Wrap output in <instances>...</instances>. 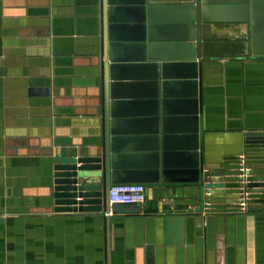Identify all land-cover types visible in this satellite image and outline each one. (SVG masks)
Listing matches in <instances>:
<instances>
[{"label": "crops", "instance_id": "crops-1", "mask_svg": "<svg viewBox=\"0 0 264 264\" xmlns=\"http://www.w3.org/2000/svg\"><path fill=\"white\" fill-rule=\"evenodd\" d=\"M99 12V0H0V264H264V188L239 212L236 169L243 154L264 178V143L246 140L264 132V45L247 51L233 24L214 23L197 42L216 211L187 212L200 184H160L142 205H116L112 220L55 213L54 158L101 142ZM136 126L120 127L124 142ZM173 213L184 223L168 222Z\"/></svg>", "mask_w": 264, "mask_h": 264}, {"label": "water", "instance_id": "water-1", "mask_svg": "<svg viewBox=\"0 0 264 264\" xmlns=\"http://www.w3.org/2000/svg\"><path fill=\"white\" fill-rule=\"evenodd\" d=\"M99 4L101 142L81 154L70 150L54 158L55 213H106L112 220L113 185H146L148 197L153 185L200 184V205L187 212L207 218L216 209L210 186L213 168L201 155L204 62L197 53L198 35L214 23L233 24L243 33L247 51L252 48L256 54L264 45V0H99ZM137 123L142 129L124 142L129 140L119 135L120 127L135 132ZM246 140L264 143V132H249ZM236 169L241 199L239 165ZM248 187L264 188V178L251 173ZM173 208L174 203L172 212L183 211ZM175 213L166 220L184 223L186 217Z\"/></svg>", "mask_w": 264, "mask_h": 264}, {"label": "built area", "instance_id": "built-area-1", "mask_svg": "<svg viewBox=\"0 0 264 264\" xmlns=\"http://www.w3.org/2000/svg\"><path fill=\"white\" fill-rule=\"evenodd\" d=\"M240 178V211L247 212L251 198V191L248 187L252 169L248 165L245 155L240 156L239 161ZM147 188L143 184H116L111 187L109 199L111 205H142L147 201ZM207 194H211L208 192Z\"/></svg>", "mask_w": 264, "mask_h": 264}]
</instances>
